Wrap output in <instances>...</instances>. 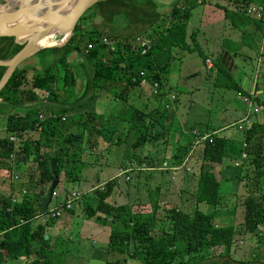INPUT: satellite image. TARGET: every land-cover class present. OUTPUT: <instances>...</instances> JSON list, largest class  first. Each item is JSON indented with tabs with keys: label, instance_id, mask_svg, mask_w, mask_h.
<instances>
[{
	"label": "trees",
	"instance_id": "1",
	"mask_svg": "<svg viewBox=\"0 0 264 264\" xmlns=\"http://www.w3.org/2000/svg\"><path fill=\"white\" fill-rule=\"evenodd\" d=\"M208 5L222 13L230 30L239 32L238 40L220 38L217 50L209 54L199 40V33L206 35L201 31V22ZM253 6H264V0H174L168 12L160 10L155 0L98 1L79 18L66 46L41 49L31 55L44 61L32 69L29 88H25L28 69L16 67L0 92V106L10 108L3 119L0 167L19 171L20 160L34 162L35 198L18 200L0 195V264L21 258L29 259L28 264H64L70 248L51 232L57 217H48L42 223L33 221L41 212L48 187L51 193L62 172L65 179L77 180L78 175H73L77 169L94 165L112 146H122L121 170L134 164L144 171L156 168L152 165L162 166L168 143L177 137L171 129L175 115L167 97L175 87L169 85V75L172 62H182L183 53L196 54L202 65L210 60L207 71L214 89L237 93L243 99L254 96L242 89L222 57V53L231 59L252 57L258 63L257 69L253 65L252 74L256 71L257 79L264 81V47L260 49L264 21L250 13ZM138 38L152 44L144 56L139 55ZM104 39L108 43H103ZM21 48L14 38H0V63L10 60ZM75 66L82 70V87L77 84ZM5 70L0 67V81ZM142 82L151 97L138 110L129 97L132 92L143 90ZM154 84L159 85L157 96L152 94ZM38 92L47 93L45 101L56 106L45 108ZM99 93H105L115 103L108 116L96 111L75 113L90 98H98ZM254 97L261 117L252 119L246 129L243 123L239 129L241 139L226 138L213 130L178 138L173 166L181 165L195 148V142L201 144L200 152L192 151L198 158L191 173L196 178L191 211L171 206L164 209L159 219L156 200L150 212L146 211L150 203L145 200L114 203L109 197L116 178L80 196L76 203L86 218L110 225L106 264H126L129 258L142 264H235L229 259L230 249L240 229L251 233L255 241L264 237V232L257 229L264 222V88ZM66 113L70 114L68 120L62 117ZM31 132L36 137L31 138L30 134L26 139ZM204 135L208 137L200 140ZM10 136L18 137L20 143L9 142ZM160 147L162 152L155 155ZM13 152L15 162L10 158ZM243 152L246 158L242 159ZM237 161L240 164L235 167ZM228 168L235 171V180L245 181L249 192L242 201L244 221L240 229L215 224L228 214L221 211L220 205L230 193H223V180L218 178ZM12 185L14 194L20 193L22 189H13ZM199 203L209 205L211 210L200 211ZM61 210L72 212L71 208ZM162 220L165 223L160 233L154 234V222ZM217 248L222 253L216 260L209 251Z\"/></svg>",
	"mask_w": 264,
	"mask_h": 264
},
{
	"label": "rangeland",
	"instance_id": "2",
	"mask_svg": "<svg viewBox=\"0 0 264 264\" xmlns=\"http://www.w3.org/2000/svg\"><path fill=\"white\" fill-rule=\"evenodd\" d=\"M155 1L158 4V8L165 12L170 10L169 7L174 2V0ZM0 3L3 4V0H0ZM194 19L195 12L193 13L191 23H193ZM95 24H98V20H96ZM201 25V31H204L208 41L212 39V36H215V38L219 37L218 41L222 37L234 39L236 36H239V32L232 31L226 26L222 13L216 10V8H214L212 5L205 7ZM224 34L226 36H224ZM202 36L204 35L199 33L201 44L204 45L205 43L203 39L205 38H202ZM261 41H264L263 36ZM262 43L263 45L260 47V49L264 47V42ZM247 53L249 52L247 51ZM222 54L226 56L225 53ZM180 60H182V62L173 61V66H175V68L172 66L170 71L171 74L173 73L178 75L180 79H182L181 83L177 84V87L174 89L177 93L172 91L169 92L170 94H168L174 95L176 99V101L173 100L174 102H172L170 105L172 106L171 112L175 115V121L173 124H171L172 132H177L176 134L190 137V134L196 133V131L199 134H207L213 130L222 132L220 136H224L226 138H232L236 140L241 139L242 136L239 132H241L240 130H242L244 123L242 117L244 112L248 110L247 106L242 102L241 97L234 92H222L220 90L214 89L211 79L208 78V71L206 70V67L209 69L208 65L206 62L203 63L205 66L202 65L199 56L196 54L183 53ZM223 60H225L227 67H232L230 64L231 58L229 56L224 57ZM43 61L44 58L42 59L39 57L37 58V56H31L26 58L19 65L20 67L28 69L29 71L27 75L28 82L26 83L27 86H25V88H29L31 77L34 73L32 69H37L38 63H43ZM208 61L210 62L209 59ZM246 63L247 67L243 72L246 75H252L251 72L253 66L251 67V65L255 66V64L258 63L252 57H248ZM74 69L75 77L77 78V84L78 86L82 87L84 79L82 70L77 66H75ZM240 72L237 73L236 71H233L232 73L236 79H239L241 77ZM144 87L146 88V91H134L129 97V102L138 110H142L147 104V99L151 97V91L149 90L148 86ZM38 94L41 96L40 100H42L45 108L49 109L56 106L53 103L47 102V100L45 101L46 98L41 92H38ZM98 98H90L88 101H86L88 102L86 109L89 112H103L105 116H108L109 110L107 107L112 106L113 103L110 102L109 98H106L105 94L103 93H99ZM152 101L153 99L151 102ZM254 105L257 106L255 103ZM82 110H84L83 107H81L80 111L82 112ZM9 111L10 108L0 106V121H2L4 117L8 115ZM75 113H78V111ZM66 114H63L62 117L65 120H68L70 114ZM260 117L261 115H258V113L252 114V119ZM165 122H169V119L165 118ZM4 123V120L0 122V139L5 136L3 127ZM228 125L231 126L228 127ZM189 130L191 131L190 134ZM28 135H30L31 138L36 137L35 132L28 133L25 136L26 139H28ZM205 136L208 137L207 135H204L203 137ZM202 138L200 140H202ZM168 144V154H165V157H163L162 166L166 164L167 167H172L175 165L172 164V162L173 155L175 151H177V142L170 140ZM194 146V151L197 152L199 150L200 152L201 144L195 142ZM121 148L122 146H119L114 148V150H121ZM161 149L162 147H160V151L154 152V154L156 155L157 153L162 152ZM15 160L16 156L13 162H15ZM184 162L185 161L181 163L182 166L184 165ZM116 164V162H112L111 160L107 161V158L102 153L94 165H84L82 168L77 169L76 172L73 173V175H78L77 180L71 181L68 180V178L65 179V176L62 172L58 176V182L54 183V189H52L51 193L49 192L50 187H48L47 193L45 197H43L44 201L41 202L43 205L41 212L47 210L48 208H52V206L54 207L55 198L61 200L59 202L62 204L57 206L59 210L57 219L54 222L56 225H54L55 228H51V232L53 235L56 234L58 237L64 239V242L67 243L66 247L70 248V252L68 254L65 253L66 255L63 258L64 264H106V245L108 235L110 233V225L99 223L94 221L92 218H86L77 204V201H79L80 198L76 200L75 197L79 194L82 195L83 193L90 191L92 188L96 187V185L102 182L104 183L111 178H116V185L114 186L111 196L109 197L110 201H114V203L124 204L133 201L143 202L145 200L147 203H150L146 205V211L150 212L153 202L156 200L158 201L157 208L159 219L163 215L164 209L171 206H180L179 208L184 211L192 210L193 195L191 194L195 188L196 178L193 176V174L191 176L187 175V177L184 176L181 171L183 169H180L182 166L179 169L175 168L173 170H160V167H162L160 164L152 165L158 167L157 172L150 170H130L125 172L124 170H119ZM224 164L226 165L227 162L225 161ZM35 169L36 164L30 161V159L20 160L18 169L19 171H16L15 169H6V167H0V195H11L18 200L25 198L26 196L31 199L35 198ZM230 169V173H226L225 175L218 177L223 180L221 186L223 193H230V196L228 195V197H224V200L220 205L221 211H226L229 215L225 214L222 218H219V222L215 221V224H219L218 226L232 225L240 229L244 221L242 201L247 198L249 192L245 188V181L242 180L238 182L235 180L233 177L235 171H231ZM249 170H252L251 166L249 167ZM160 172L170 173L169 175L159 176L157 173ZM135 173H142V175L137 176ZM14 175H17V178H14ZM21 182L24 183L21 184ZM11 184L14 185H12L13 189L17 187L23 191L21 190L20 193L15 195V192L10 189ZM179 192L183 193L181 194V197L178 196ZM231 193L236 194L233 196ZM50 196L52 197L51 201L48 202V205L44 206L45 202L50 200ZM68 200H71L69 209L71 208L72 212H62L61 209L66 211L69 210L63 208V205ZM139 208L141 207L139 206ZM197 208L202 212H208L211 210V207L205 203L197 204ZM140 211H144V209H140ZM33 221L34 223H42L40 217H33ZM163 223H165L163 220L162 222H154V234L160 233ZM259 227H261V225ZM56 228H59V230L57 231ZM259 230L261 231V229ZM238 233L239 234H236L234 244L230 249L229 259L235 264H240L241 260L243 261L241 264H252L254 260V254L256 252L257 241H255V239L252 237L251 233L246 232L243 229H240ZM209 253L212 254L217 260L220 257V253H222V249L217 248L210 250ZM28 263L29 259L25 260L24 258L18 260L7 259L6 262V264ZM126 264L142 263L129 258Z\"/></svg>",
	"mask_w": 264,
	"mask_h": 264
},
{
	"label": "water",
	"instance_id": "3",
	"mask_svg": "<svg viewBox=\"0 0 264 264\" xmlns=\"http://www.w3.org/2000/svg\"><path fill=\"white\" fill-rule=\"evenodd\" d=\"M102 0H3L1 6L8 8L10 2H17L13 10L0 12V38H14L22 48L8 61L1 62L5 74L0 81V92L14 73L16 67L38 50L33 46L48 32L54 31L60 38H71L79 18L96 2ZM75 3L72 14L63 16L66 8ZM2 25H6L2 27ZM41 50V49H39Z\"/></svg>",
	"mask_w": 264,
	"mask_h": 264
},
{
	"label": "crops",
	"instance_id": "4",
	"mask_svg": "<svg viewBox=\"0 0 264 264\" xmlns=\"http://www.w3.org/2000/svg\"><path fill=\"white\" fill-rule=\"evenodd\" d=\"M103 1V0H102ZM202 38H205V40H204V46L203 47H205L206 48V50H207V52H208V54H209V52H213L214 50L216 51L217 50V47H218V43H219V41H218V38H215V36H212V39L210 40V41H208L207 40V38H206V35H204V36H202ZM237 38V40H238V36H236L234 39H236ZM233 39V40H234ZM199 40H200V38H199ZM201 42V41H200ZM244 54H248L247 52H244ZM226 56H228L227 54H225ZM242 55V54H241ZM226 56H224L223 54H222V57L224 58V57H226ZM243 56V55H242ZM240 57V56H238V57H235L234 59H231V66L232 67H230V69H231V71L233 72H240V75H241V77L239 78V79H237L238 81H239V83H240V85H241V87H242V89L244 90V91H246V92H250V94H253V95H260L261 93H262V89L264 88V81L263 80H258L257 79V77H256V71H254V73L252 74V72H251V74L252 75H246V74H244V70L246 69V67H247V63H246V60H247V58L246 57ZM246 59V60H245ZM228 60V59H227ZM174 62H176V61H174ZM174 62H172V66H173V63ZM253 65H251V67H252ZM255 66L257 67V64H255ZM249 67V66H248ZM173 68H175V66H173ZM206 70H208L207 69V67H206ZM181 81H182V79H180V77L178 76V75H175V74H171L170 73V75H169V85L171 86V87H177V84H179V83H181ZM171 83V84H170ZM146 86V85H145ZM142 88L144 87V86H141ZM146 88L144 87L143 88V90L142 91H146L145 90ZM133 93V92H132ZM103 94H105V93H103ZM170 96V95H169ZM98 99H102V98H98ZM242 99V102H243V98H241ZM87 105H88V102H86V103H84L83 105H82V107L84 108V110H82V112L83 111H88L86 108H87ZM104 105V104H103ZM115 105V103L114 104H112V106H114ZM112 106H110V107H107L108 108V110H109V114H110V110L112 109L111 107ZM104 107H105V105H104ZM106 108V107H105ZM81 109V108H80ZM106 110V109H105ZM107 110V111H108ZM103 111H104V109H103ZM78 112L80 113L81 111L80 110H78ZM94 112V111H93ZM97 112V111H96ZM175 112V111H174ZM103 113V112H102ZM249 112H248V110L246 111V112H244V115H243V117H242V120L244 121V119L245 118H247V123H250V121L252 122V116H250L249 114H248ZM248 118H249V120H248ZM246 124V123H245ZM229 126H231V125H228V127ZM191 130V129H190ZM189 130V131H190ZM193 130V129H192ZM177 133V132H176ZM174 134L175 136H177V137H175L173 140H174V142H177L178 141V138L179 137H182V135H179V134ZM191 133V131L189 132V134ZM196 133H198L197 131H196ZM192 134V133H191ZM202 134H204V133H202ZM116 147H119V146H112L109 150H108V152H106V153H103L104 155H105V157L107 158V161L108 160H111L112 162H116L117 164V168H119V170H121V155H122V148H121V150H114V148H116ZM193 150H195V148H193ZM192 150V151H193ZM201 150V149H200ZM192 151L187 155V157H185V162H184V165L186 166H182V165H179V168L182 166V168H180V169H184V170H181L182 171V174L184 175V176H186L187 177V175H189V176H191L192 174V172H194V165H196L197 163V158H198V156L197 155H194L195 153H196V151H195V153L193 154L192 153ZM198 152H199V150H198ZM115 153H116V155H115ZM152 167H155V166H152ZM160 167V166H159ZM178 168V169H179ZM189 168V170H187ZM154 169H157V167L156 168H151L150 170L151 171H153V172H157L158 170H154ZM229 169V168H228ZM225 170L223 173H222V175H225L226 173L228 174V173H230L229 172V170ZM169 173L170 172H160V173H157L159 176L160 175H169ZM189 176H188V179H189ZM222 180V179H221ZM103 183V182H102ZM102 183H100V184H98V185H96V186H99V185H101ZM94 187V186H93ZM193 192V191H192ZM181 194H183V193H181V192H179L178 193V196L179 197H181ZM80 196H81V194H79ZM51 199H52V197L50 196V200H48V201H46L45 202V204H44V206L45 205H48V202L49 201H51ZM59 201H61V200H59V199H56L55 198V201H54V203H55V206L54 207H56L57 208V206L59 205V204H62V203H60ZM48 207H50V206H48ZM53 207V206H52ZM59 210V209H58ZM70 216V215H69ZM54 225H56V224H54ZM53 225V226H54ZM66 225V224H65ZM56 230L58 231L59 230V228H56ZM6 264V263H5Z\"/></svg>",
	"mask_w": 264,
	"mask_h": 264
},
{
	"label": "built area",
	"instance_id": "5",
	"mask_svg": "<svg viewBox=\"0 0 264 264\" xmlns=\"http://www.w3.org/2000/svg\"><path fill=\"white\" fill-rule=\"evenodd\" d=\"M250 13H251V14H254V16H256L257 18L263 19V21H264V6H253V7H251V9H250ZM262 36H263V38H264V32H263ZM103 43H108V42L104 39V40H103ZM136 43H137L138 48H139V55H140V56H144V55L149 51L150 46H152L151 42H150L149 40H147V39H144V38H138V39H136ZM88 48H89V46H88ZM205 62H206V64L208 65V68H210V67H211L210 62H209L208 60H206ZM145 85H146L145 82H142V83H141V86H145ZM158 88H159V85H158V84H154V85H153V88H152V94H153L154 96H157V95H158ZM43 95H44L45 98L48 97V94H47V93H43ZM167 98H168V99L170 100V102L172 103L173 100L175 99V96H174V95H170V96H168ZM254 98H255V97L252 96V97H250V98H244V99H243L245 105H246L247 108H248V112H249L248 114H249V115L251 114V112H252V114H257V113H259V111H260V108H259L258 106H255V105H254ZM40 118H42V116H41ZM244 123H246V124H244V128H245V129L248 128V126H249L250 123H247V118L244 119ZM205 138H206V136L203 137L202 140L205 139ZM8 140H9V142H12L13 144H18V142L20 143V139H19L18 137H15V136H10V137L8 138ZM15 156H16V155H15L14 152L10 154V158H11L12 160L15 159ZM241 158H242V159H243V158H246V153H245V152L242 153ZM239 164H240V161L234 163V166H235V167H238ZM163 166H164V167H163ZM163 166L160 167V170H165V169L173 170V169H175V168H179V167H176V166H172V167L170 166V167H167L166 164H164ZM128 169H129V170H128ZM157 169H158V168H157ZM157 169H155V170H157ZM123 170H124L125 172H127V171H130V170H135V171H137V170H142V169H138V167H136V165L134 164V165L129 166L128 168L123 169ZM143 170H144V169H143ZM14 178H17V175H14ZM79 198H80V195H77V196L75 197L76 200H78ZM70 201H71V200H68V201L63 205V208H65V209H69V204L71 203ZM54 216H55V217L58 216V208H56V207L48 208L47 210H45V211L39 213V214H38L37 216H35L34 218H39V217H40V218H41V222H43L46 218H48V217H54ZM260 225H261V227H259ZM257 227H258L257 229H261L260 233L264 232V223H263V222H262L261 224H259Z\"/></svg>",
	"mask_w": 264,
	"mask_h": 264
},
{
	"label": "bare ground",
	"instance_id": "6",
	"mask_svg": "<svg viewBox=\"0 0 264 264\" xmlns=\"http://www.w3.org/2000/svg\"><path fill=\"white\" fill-rule=\"evenodd\" d=\"M17 2H10L8 4V8H5L0 5V12L8 11V10H13V6H15ZM75 6V3L70 4L65 12L62 14L63 16H69L73 12V8ZM6 25H2V27H5ZM67 41V38L63 39L60 38L59 36L56 35L54 31L48 32L45 36H42L41 39L36 43V45L33 46V50H38L39 49H45L47 47H51L54 45H64Z\"/></svg>",
	"mask_w": 264,
	"mask_h": 264
},
{
	"label": "flooded vegetation",
	"instance_id": "7",
	"mask_svg": "<svg viewBox=\"0 0 264 264\" xmlns=\"http://www.w3.org/2000/svg\"><path fill=\"white\" fill-rule=\"evenodd\" d=\"M252 264H264V237L257 241Z\"/></svg>",
	"mask_w": 264,
	"mask_h": 264
}]
</instances>
